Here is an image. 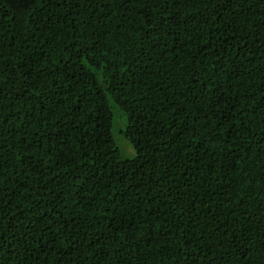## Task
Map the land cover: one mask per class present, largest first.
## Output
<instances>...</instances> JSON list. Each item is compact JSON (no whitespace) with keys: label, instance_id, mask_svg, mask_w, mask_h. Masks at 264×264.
<instances>
[{"label":"trees","instance_id":"1","mask_svg":"<svg viewBox=\"0 0 264 264\" xmlns=\"http://www.w3.org/2000/svg\"><path fill=\"white\" fill-rule=\"evenodd\" d=\"M0 264H264V0H0Z\"/></svg>","mask_w":264,"mask_h":264},{"label":"rangeland","instance_id":"2","mask_svg":"<svg viewBox=\"0 0 264 264\" xmlns=\"http://www.w3.org/2000/svg\"><path fill=\"white\" fill-rule=\"evenodd\" d=\"M112 110V126L111 134L119 154L124 159H132L136 155L133 144L125 135L127 118L122 110H120L111 100L109 101Z\"/></svg>","mask_w":264,"mask_h":264}]
</instances>
